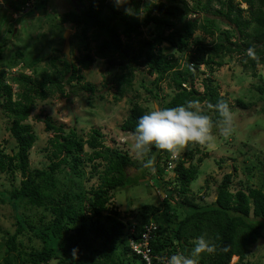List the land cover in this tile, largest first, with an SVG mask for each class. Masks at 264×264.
Returning a JSON list of instances; mask_svg holds the SVG:
<instances>
[{"label":"trees","instance_id":"16d2710c","mask_svg":"<svg viewBox=\"0 0 264 264\" xmlns=\"http://www.w3.org/2000/svg\"><path fill=\"white\" fill-rule=\"evenodd\" d=\"M84 1L68 0L71 8L60 13L58 21L52 24V34H60L61 38L64 31L61 25L75 28L70 43L71 47L76 44L80 56L73 62H68L64 55L58 65L59 58L55 53L27 61L25 53L16 49L13 53L19 51V57H10L2 66L10 68L21 60V68L26 64L32 74L19 70L9 75L0 69V107L11 120L9 132L15 141L13 153L0 150V171L7 172L11 179L15 178V173L20 175L18 185L12 183L10 189L0 191V203L13 209L17 225L14 233L3 232L6 238L0 242V252L5 253L0 262L39 264L55 260L54 264H146L141 255L132 250L130 242L132 240L141 246L145 226L152 224L154 228L149 232L146 248L153 264L158 260L166 261L172 254H190L194 240L199 236L215 244V251L202 254L199 264H231L230 260L234 262L237 256V264H248L246 258L250 249L258 240L264 239V179L259 186L240 180L239 187L234 188V171L225 172L216 186L215 198L205 202L203 196H198L197 200L189 194V186L198 177V166H187L189 158L184 156L171 160L167 151L153 147L146 166H140L141 175L144 176V171L150 168L149 181L157 191L155 193L161 191L163 196L158 195V203L139 205L140 213L134 209L121 216L111 203L116 190L134 184L125 171L126 166L132 163L126 152L107 145L97 128L83 138L75 128L65 130L62 125L43 117L41 121L45 131L54 133L49 140L50 161L41 167L30 168L29 150L36 136L25 121L36 100H44L54 92L67 96L64 85L79 80L80 70L88 69L96 59L118 58L122 60L121 69L127 71L115 77L118 87L116 100L132 90L135 69L132 64L148 67L149 73L156 75L151 83L154 89L166 77L173 86L168 98L158 102L159 108L197 101L204 107L202 112L210 117L214 127L217 126L221 119L215 109L217 102L227 101L232 111L236 107L246 109L248 104L243 98H237L234 105L231 104L226 96L219 93L209 75L202 79V90L194 87V80L202 65L212 71V65L221 66L223 57L234 53L242 54L243 66L251 67L253 75H256L255 66L264 64V0H241L247 5V16L243 15L244 9L235 0H217L219 8L213 12L233 27L232 32L224 30V37L217 38L213 37V19L206 16L211 8L210 0L203 4L197 0L193 7L185 0H127L119 7L115 0H86L87 4ZM48 2L41 0L38 7L43 15ZM23 7L20 6V10ZM126 8L132 9V14H127ZM192 11L194 15L202 11L203 15L190 18ZM150 24L156 26L154 32L148 33L151 38L142 41L138 51L127 59L131 41L139 39L143 27ZM195 31H201L213 40L203 44L200 38H192ZM163 42L177 51L191 44L193 52L179 67L174 56L164 53L160 47ZM250 49L254 57L248 55ZM53 50L61 51L56 47ZM43 59L53 67L51 71L36 67ZM126 59L130 65L123 63ZM199 73L204 74L203 71ZM83 88L94 92L89 84ZM143 88L157 101L158 96L151 88ZM256 88L264 92L261 86ZM148 111L147 106L134 101L129 115L121 124L122 130L135 132L139 118ZM170 160L171 164H168ZM85 163L91 166L85 181L97 179V184L88 191L82 189L78 179L84 175L80 167ZM260 164L264 165L263 161ZM246 169L251 172V167ZM166 173L173 176L168 177ZM61 174H64L62 178ZM141 175L139 178L143 180ZM30 209L38 211L36 223L35 215L28 213ZM103 216L111 223L107 225L102 220ZM173 216L180 219L173 221ZM18 235L28 237L29 241L31 238L39 240L41 248L29 246L25 249L21 240L17 243Z\"/></svg>","mask_w":264,"mask_h":264},{"label":"rangeland","instance_id":"374dc122","mask_svg":"<svg viewBox=\"0 0 264 264\" xmlns=\"http://www.w3.org/2000/svg\"><path fill=\"white\" fill-rule=\"evenodd\" d=\"M25 1L5 0L0 6L1 63H5L4 61L9 60L10 57L18 58L19 51L16 54L13 53L14 50L18 49L25 53L24 59H27V61H31L37 56H46V54L55 53L59 58L56 63L58 65L61 64L60 60L64 57V54L60 51L63 41L60 34H52V24L56 23L60 17V13L70 9L71 5L68 0H49L51 3L48 2L46 8L43 9L45 15L38 8L40 5L36 6L34 11H37L35 12L37 14L33 15L26 12L24 14L20 10V6H23ZM185 1L192 7L197 2V0ZM84 2V4H87L86 0ZM205 2L206 0H201V4ZM236 2L244 9L243 15L247 16L246 5L241 0H235ZM210 6L211 8L206 16L213 19L212 24L215 29L213 37H224V30L232 32L233 27L227 25L224 19L218 17L213 12V10L219 8L217 0H210ZM193 10L195 11V9ZM193 13L192 11L188 17L192 18L197 16L201 18L203 15L202 11L196 15ZM61 27L62 29L71 30L70 39H72L75 28H69L67 24H63ZM155 30L156 26L154 24L143 27L142 36L139 39L131 41V47L126 52L127 59L133 57L142 41L151 38V35L148 33L154 32ZM194 37L200 38L203 44H209L213 40V37L201 31H195L192 38ZM15 38L16 40H14ZM10 39L13 40L11 42V49L3 53L5 49L4 44L5 42L9 44ZM91 45L94 46V43H91ZM75 46L76 44L71 47L73 51V53H70L72 62L75 57L80 56V51ZM54 47L60 52L54 51ZM160 47L164 49V53H170L174 56V59L180 64L179 67L185 64L188 54L193 52L191 44L182 51H177L169 47L167 42H163ZM127 59L123 63L129 64ZM121 61L118 58L111 60L96 59L88 69L80 70L79 74L81 78L79 80L72 81L70 85H64L67 96H60L58 92H54L44 100H36L35 106L25 123L31 126L32 132L36 136L35 143L29 150L30 168L41 167L50 161L51 148L48 147L49 140L53 138L54 133L45 131L44 123L41 121L43 117H48L55 124L62 125L65 130L75 128L77 134L83 138H86L93 128H97L104 135L107 145L116 146L126 152L131 157L132 163L126 166L125 171L130 175L134 184L124 189L116 190L111 203V206L117 207V210L121 212V216H125V213L131 212L134 209V211L140 213L139 205L141 204L158 203L160 200L158 195L163 196V193L161 191L159 194L155 193L157 191L149 181L148 174L150 168H145L147 169L144 171L146 174L144 176L141 175L142 171L140 170V166L145 167L149 157L147 156L140 160L133 158L130 154V145L133 142L134 132L122 130L121 124L129 115L134 101H137L143 106H147L149 108L148 112H150L156 109L154 107L155 104L159 108L158 104L164 98H168L173 86L169 77H166L159 83L158 88L154 89L151 83L156 75L154 73L150 74L148 67L132 64L133 68H135L133 71L132 90L116 100L115 96L118 95V87L117 84L115 85V77L127 71L121 69ZM243 61L242 54L238 55L234 53L233 55H227L223 57L221 66L212 65V71L208 70L207 66H201L199 72L203 71L204 74L198 72L194 80V87L202 90V79L205 75H209L213 79V83L218 87L219 93L226 96L231 104L234 105L237 98H243L248 104L246 109L236 107L233 110L235 127L230 136H223L219 131L218 124L213 128L214 138L209 144L204 146L190 144L175 157L171 155L173 160L179 156L188 157L189 160L186 162L187 166L189 164L198 166V177L189 186V194L197 200L199 199L198 196H203L205 202H211L215 198L216 186L225 172L234 171V188L239 187L240 180H248L250 184L259 186L264 179V169L262 167L264 165L260 164L261 161L264 163V92L261 93L256 88V86L264 88V64L256 65L254 68L256 75H253L251 67L245 68ZM20 62L21 60H19V64H21ZM23 65L22 68L19 67V70L27 74L30 73L31 75V68L26 64ZM36 67L38 69L41 68V70L46 69L48 72L53 68L46 59L41 60L36 64ZM87 84L93 86V93L83 88ZM143 86L149 89L151 88L157 94V101L149 97ZM18 93L19 89H17ZM135 94L138 95L136 96ZM203 108L201 106V109ZM10 124L11 120L0 107V150L7 154L13 153L15 146V141L9 132ZM247 166L251 167V172L249 173L246 169ZM80 168L84 172V175L78 179L81 181L82 189L88 191L92 185L95 186L97 184V179L92 178L90 181H85V178L91 172L89 163H85ZM140 175L143 177V180H140L142 179L139 178ZM166 175L168 177L170 175L173 176L172 173H166ZM63 176L64 174L60 175L61 178ZM19 180V173H15V178L11 179L8 178L7 172L0 171V191L10 189L12 183L18 185ZM30 210L28 213L35 215L36 223L38 221L36 218L39 216L38 211L35 209ZM172 219L173 221H177L180 217L175 218L173 216ZM102 220L107 225L111 223L104 216ZM16 227V218L13 209L8 204L0 203V242L6 238L3 232L12 234L15 232ZM20 240L25 244V249H28L29 246L35 249L41 248V242L37 239L31 238L29 241L28 237L18 235L16 238L17 243ZM3 252L5 253V251ZM3 252H0V260H3ZM237 261L238 258H235L234 262L230 260V263L237 264ZM246 262L248 264H264L263 238L258 240L250 249ZM0 264L3 263L0 262Z\"/></svg>","mask_w":264,"mask_h":264},{"label":"clouds","instance_id":"9594fccd","mask_svg":"<svg viewBox=\"0 0 264 264\" xmlns=\"http://www.w3.org/2000/svg\"><path fill=\"white\" fill-rule=\"evenodd\" d=\"M4 2L5 0H0V4ZM125 3H127V0H115L117 7ZM242 3L245 4L244 2ZM125 12L132 14V9L126 8ZM35 14L37 13L33 15ZM12 41L10 39L9 44L5 42L3 53L11 49ZM248 55L254 57V52L250 49ZM2 64H0V69H4V72L9 75L16 74L17 71L19 72V67H21L19 62L10 68L3 67ZM13 91L15 92L16 89ZM215 109L221 118L219 121L220 133L225 137L230 136L235 127V116L232 108L227 101H219L215 105ZM213 128L214 122L208 115L202 112L201 106L197 101H187L175 107L156 108L139 118L133 134V142L130 145V154L134 159L140 160L147 157L152 151V148L155 147L156 149L167 151L175 157L190 144L204 146L212 142L214 138ZM171 160L168 161V164H171ZM214 251L215 244L204 236H199L194 240V247L190 254H172L167 258L166 264H199V259L202 254H210ZM48 261L51 262L53 260Z\"/></svg>","mask_w":264,"mask_h":264},{"label":"built area","instance_id":"2783aa9c","mask_svg":"<svg viewBox=\"0 0 264 264\" xmlns=\"http://www.w3.org/2000/svg\"><path fill=\"white\" fill-rule=\"evenodd\" d=\"M154 228V225H150L149 226H145V231L142 233V238H143V243L141 244V246L135 244L132 242H130L131 244V247H132V250L141 255V257L145 260L146 264H153V262L151 261V256H150V253H149V250L148 248H146V245L148 243V238H149V232L151 229ZM55 262L53 261H44V262H41L39 264H54ZM157 264H166V261H159L157 262Z\"/></svg>","mask_w":264,"mask_h":264},{"label":"water","instance_id":"95a60500","mask_svg":"<svg viewBox=\"0 0 264 264\" xmlns=\"http://www.w3.org/2000/svg\"><path fill=\"white\" fill-rule=\"evenodd\" d=\"M1 6V4H0ZM70 34L71 30L70 29H65L63 32V45H62V53L65 54V57L68 62H71V57H70ZM71 72V70H70ZM69 72V73H70ZM155 108H157V105H154Z\"/></svg>","mask_w":264,"mask_h":264},{"label":"bare ground","instance_id":"6f19581e","mask_svg":"<svg viewBox=\"0 0 264 264\" xmlns=\"http://www.w3.org/2000/svg\"><path fill=\"white\" fill-rule=\"evenodd\" d=\"M41 5V0H26L23 4V9L21 10L23 13L24 12H29V11H32V10H35L36 9V6H39ZM34 9H33V8ZM17 14V13H16ZM18 15V14H17ZM17 17V16H15ZM16 29V28H15Z\"/></svg>","mask_w":264,"mask_h":264}]
</instances>
